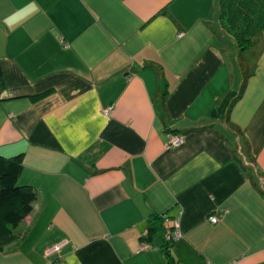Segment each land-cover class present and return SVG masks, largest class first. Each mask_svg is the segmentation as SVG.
I'll use <instances>...</instances> for the list:
<instances>
[{
  "label": "crops",
  "instance_id": "1",
  "mask_svg": "<svg viewBox=\"0 0 264 264\" xmlns=\"http://www.w3.org/2000/svg\"><path fill=\"white\" fill-rule=\"evenodd\" d=\"M219 9L0 0V156L38 193L0 264H46L64 239V264H167L163 232L141 249L153 216L179 220L175 264H264V34L244 90Z\"/></svg>",
  "mask_w": 264,
  "mask_h": 264
},
{
  "label": "trees",
  "instance_id": "2",
  "mask_svg": "<svg viewBox=\"0 0 264 264\" xmlns=\"http://www.w3.org/2000/svg\"><path fill=\"white\" fill-rule=\"evenodd\" d=\"M217 1L220 5L219 15L222 28L237 51L245 90L248 79L252 75L246 55L260 44L264 34V0ZM51 93V91L44 92L34 96L32 100L40 101ZM23 171L24 157L22 155L14 158L0 156V251L17 239L16 230L32 213L38 199V193L33 187L19 184ZM168 222L165 216H153L149 237L145 242L150 241L157 233L163 232L164 235L170 233L166 227ZM170 248L171 243L165 241L164 251L167 264H175Z\"/></svg>",
  "mask_w": 264,
  "mask_h": 264
},
{
  "label": "built area",
  "instance_id": "3",
  "mask_svg": "<svg viewBox=\"0 0 264 264\" xmlns=\"http://www.w3.org/2000/svg\"><path fill=\"white\" fill-rule=\"evenodd\" d=\"M180 36H183L180 35ZM112 114V108H109L105 111V115L107 117L111 116ZM185 143V137L182 135H178V134H174L171 133L169 135V140H168V148H176V147H180ZM210 221L214 224L218 223V218L215 216H212L210 218ZM182 232L180 231V224H179V220H174V230L173 232H170L168 234L165 235V239L167 242L172 243L175 242L177 240H179L180 238H182ZM70 245L69 240L64 239L60 242H58L57 244H55L54 246L50 247L47 252H46V257L48 259V262L46 264H64L63 261L61 260V256L63 251ZM150 245L148 243H145L142 245L141 249L145 250L147 248H149Z\"/></svg>",
  "mask_w": 264,
  "mask_h": 264
},
{
  "label": "clouds",
  "instance_id": "4",
  "mask_svg": "<svg viewBox=\"0 0 264 264\" xmlns=\"http://www.w3.org/2000/svg\"><path fill=\"white\" fill-rule=\"evenodd\" d=\"M31 10L35 11L37 10L36 6L33 4V5H30L28 6ZM22 13L20 12H17V13H13L11 17L9 18H6L5 22L7 24H9L11 26V24L14 22V21H18L21 17Z\"/></svg>",
  "mask_w": 264,
  "mask_h": 264
}]
</instances>
